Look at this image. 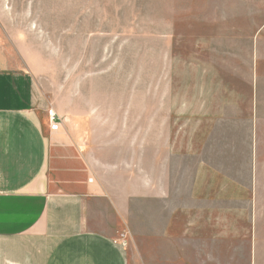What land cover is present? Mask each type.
<instances>
[{
	"label": "rangeland",
	"instance_id": "374dc122",
	"mask_svg": "<svg viewBox=\"0 0 264 264\" xmlns=\"http://www.w3.org/2000/svg\"><path fill=\"white\" fill-rule=\"evenodd\" d=\"M0 50L31 75L41 120L54 114L69 131L88 120L110 159L149 180L159 142L172 153L160 170L171 159L183 187L184 166L199 169L184 148L201 123L217 185L247 154L264 162V0H0ZM140 201L129 216L150 229L151 198Z\"/></svg>",
	"mask_w": 264,
	"mask_h": 264
},
{
	"label": "crops",
	"instance_id": "0c3cea01",
	"mask_svg": "<svg viewBox=\"0 0 264 264\" xmlns=\"http://www.w3.org/2000/svg\"><path fill=\"white\" fill-rule=\"evenodd\" d=\"M4 57L0 50V264H264L261 155L247 154L232 184L217 185L216 172H204L201 123L184 148L199 169L184 166L176 189L171 159L160 170V156L172 153L158 142L150 184L142 169L109 158L88 120L51 131L31 75ZM146 198L150 229H135L143 220L129 216L131 203L142 208ZM128 227L124 248L115 242Z\"/></svg>",
	"mask_w": 264,
	"mask_h": 264
},
{
	"label": "built area",
	"instance_id": "2783aa9c",
	"mask_svg": "<svg viewBox=\"0 0 264 264\" xmlns=\"http://www.w3.org/2000/svg\"><path fill=\"white\" fill-rule=\"evenodd\" d=\"M49 127L51 131H57L60 127V122L54 114H49ZM127 239L128 238L126 233H119L117 235V240L115 243H118L119 245L125 248L128 242Z\"/></svg>",
	"mask_w": 264,
	"mask_h": 264
}]
</instances>
